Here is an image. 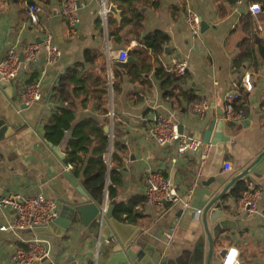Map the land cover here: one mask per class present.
<instances>
[{
	"label": "crops",
	"instance_id": "crops-1",
	"mask_svg": "<svg viewBox=\"0 0 264 264\" xmlns=\"http://www.w3.org/2000/svg\"><path fill=\"white\" fill-rule=\"evenodd\" d=\"M27 1L30 0H0V61L19 40L20 53L40 40L35 28L25 25ZM77 1L81 23L77 36L70 39L68 25L60 12L61 0H34L41 8L42 21L52 31L61 55L49 63L47 52L40 51L33 63L25 64L20 79L9 84L12 95L0 86V120H5L11 131L0 141L3 157L0 198L11 192L23 197L43 193L58 200L60 212L65 203L78 204L86 200L65 175L67 171L72 176L74 173L72 166L61 157L62 154L66 157L71 132H67L56 151L55 145H49L36 130L42 118L47 119L45 125L54 110L60 107L52 98L54 88L62 76L75 68L87 82V97L74 98L76 123L88 118L104 121L106 116L102 109L106 101L98 99L97 95L101 89H108L110 122L104 130L127 146L122 168L123 186L115 200L105 194L103 207L140 197L145 199L136 208L141 215L137 221L114 219L122 238L126 240L136 234V251L144 250L146 254L168 259L172 264H222L223 251L229 253L231 248L239 250L240 264H264V159L253 166L264 151V56L260 52L264 45V30L258 31L259 24L264 27V4L253 0H241L240 4L233 0H135L143 20L142 27L138 28L134 19L117 38L112 33L124 17L119 5L112 0L107 3L109 8L112 5L118 8V17L111 11L105 15L99 0ZM252 3L262 7V13L257 17L249 10ZM187 9L198 13L207 24L199 35H193L186 22ZM112 18L114 23L110 25ZM155 31L169 36V42L160 54H154L141 42ZM251 32L255 39L248 46L244 41L251 38ZM122 49L134 57L139 67L151 66L140 80L133 77L130 67H121L118 53ZM138 49L143 51L141 56L136 55ZM88 50L91 51L89 57L86 55ZM182 61L188 64L183 89L191 90L198 97L194 102L209 104L202 117L192 112L193 102L167 98L157 76L160 63L167 69ZM43 70L42 100L26 105L20 99V91L33 79L40 78ZM246 73L251 74L252 90L243 87L242 79ZM112 75L113 78L117 75L120 81V91L116 93L111 86ZM235 90L239 96L233 106L237 103L240 108L236 111H244L245 115L231 118L227 115L226 97ZM215 120L214 134L221 133L224 140L212 144L210 156L204 163L199 152L190 151L178 156L175 144L161 145L153 134L156 126L165 129L169 122H175L184 124L185 134L193 136V131H205ZM115 121L117 124L114 125ZM109 158L111 166V155ZM225 163L231 164L230 170H225ZM248 168L245 177L261 190L259 212L248 215L238 209L239 199L231 194L234 184L219 200L226 206L224 212L234 227L226 229L222 236L216 235L209 221L213 207L207 213L206 210L225 187ZM153 174L164 176L184 198L192 190L193 212L201 209L202 213L198 216L192 212L182 221L181 203L148 205L146 190ZM75 179L87 193L83 180ZM15 220L11 209L0 206V227ZM204 220L209 222L213 233L211 259V243ZM169 233L173 235L171 239H168ZM114 237L119 240L112 225L101 226L93 221L86 226L80 215L77 224L66 231L59 226L47 233L36 229L17 233L0 231V264H15L11 260L15 250L28 247V241L36 238L48 240L51 246L50 258L39 264H51V261L57 264L72 261L114 264L116 261L113 262L107 244V240ZM70 257L73 260L67 263Z\"/></svg>",
	"mask_w": 264,
	"mask_h": 264
},
{
	"label": "built area",
	"instance_id": "built-area-1",
	"mask_svg": "<svg viewBox=\"0 0 264 264\" xmlns=\"http://www.w3.org/2000/svg\"><path fill=\"white\" fill-rule=\"evenodd\" d=\"M103 6L104 14L110 11L107 5L108 0H99ZM235 3L240 4L241 0H233ZM27 19L26 26L35 28L40 35L39 40L29 44L27 48L21 52L24 54V60L20 59L19 46L21 40L9 48L8 54L0 61V80L9 84L16 82L22 76L25 64L33 63L37 54L40 51H46L48 54L49 63L55 62L61 55V51L54 41L52 31L45 25L41 18V8L34 2L27 1ZM250 12L255 16L262 13V7L259 3H252L249 6ZM61 16L66 20L69 30V38L74 39L77 36L78 26L81 23V18L78 14V1L77 0H61ZM185 19L193 35H199L202 31V17L191 9L185 11ZM263 25H258V31H263ZM128 51L122 49L118 53V59L122 63L128 62ZM188 64L185 61L178 62L174 66L167 67L168 71L174 73L178 77L186 75ZM41 77L37 78L31 83H28L20 91V99L26 104L31 105L35 102L42 100L43 88V75L45 70L41 73ZM113 78V75H112ZM243 87L246 90L253 89L251 74L246 73L242 79ZM239 96L238 91H231L226 97L227 101V115L231 118L244 116V111H236L233 102ZM209 109V104L206 101L193 102L191 110L198 116L202 117ZM114 115L113 110L110 113ZM162 122H165L162 120ZM162 128V127H161ZM158 143L161 145L175 144L177 147V155L183 156L190 151L200 153V159L204 163L210 156L212 144L206 143L203 140H198L193 136L178 131V124L169 122V126L165 129L156 128L153 131ZM3 163V157L0 152V164ZM225 170L231 169L230 163H225ZM193 191L188 192L187 198L178 191V189L170 183L161 174H153L149 177V183L146 190V202L148 205H165L172 203H181L183 207V218L186 219L191 214L200 215L202 210L193 212L190 198ZM261 197V190L254 185L253 182L248 184L247 189L242 192L238 201V209L248 215H254L259 212V201ZM0 206L11 209L16 216L15 222L0 227V231L11 230L13 232L34 230L37 227H46L54 222L60 216V205L57 199L51 198L43 193L23 197L22 195L11 192L5 197L0 198ZM193 212V213H192ZM168 239L172 238V233H169ZM116 240L112 238L107 240L110 245ZM50 242L45 239H32L28 241V247H19L11 256V260L15 264H39L50 258L51 253ZM99 252L97 253V257ZM51 264H57L51 261ZM70 264H82L79 261H72ZM134 264V263H128ZM222 264H240L239 250L231 248L229 253H226Z\"/></svg>",
	"mask_w": 264,
	"mask_h": 264
},
{
	"label": "trees",
	"instance_id": "trees-1",
	"mask_svg": "<svg viewBox=\"0 0 264 264\" xmlns=\"http://www.w3.org/2000/svg\"><path fill=\"white\" fill-rule=\"evenodd\" d=\"M112 1L123 9L124 16L123 21L115 28L116 30L112 35L120 38V31L128 24H132L134 19L136 20L135 25L138 28L142 27L143 20L136 8L135 0ZM253 1L264 4V0ZM30 2H34V0H30ZM113 23L114 19L112 18L110 25H113ZM250 34L251 38H246L244 41L248 46H251L250 41L255 39V34L253 32ZM141 42L151 49L154 54H160L165 44L169 42V36L164 32L155 31L141 39ZM260 52L264 56V45L260 47ZM142 54L143 51L141 49L136 50V55L141 56ZM86 55L89 57L91 51H86ZM137 63V61L126 62L120 65L124 68L130 67L133 77L140 80L144 72L149 71L151 66L144 65L139 67ZM157 76L162 81V87L165 90L167 98H177L178 100L184 98L188 102L198 100V97L193 95L191 90L185 91L183 89L185 79L188 77L187 72L184 77H178L160 63L157 68ZM34 80L30 81V83ZM98 80L103 81L102 79ZM86 83L81 72L75 68L69 70L60 78L52 96L54 102L60 104V107L54 110V113H52L48 122L44 125V134L48 142L58 146L66 138L67 132H71V138L66 149L65 162L72 166L74 176L84 181V185L91 191L93 199L99 205H103L106 193H108L111 200H115L118 197L120 188L123 186L122 168L127 146L114 135H110L104 130V126L110 122L108 115L110 111V94L108 89H101L97 95L98 99L106 101L105 107L102 109L106 116L104 121L99 122L93 118H88L76 123V104L74 103V98L80 95L87 97ZM111 86L114 93L120 91V81L117 75L112 79ZM64 104L67 105L64 106ZM234 108L235 110H239L240 106L235 103ZM115 124H117L116 121ZM110 155L111 166L109 164ZM249 183V177L237 181L231 190V194L239 199L242 192L247 189ZM144 200V198L140 197L129 202H116L113 218L121 222L137 221L141 215L138 214V209L136 208L142 205Z\"/></svg>",
	"mask_w": 264,
	"mask_h": 264
},
{
	"label": "water",
	"instance_id": "water-1",
	"mask_svg": "<svg viewBox=\"0 0 264 264\" xmlns=\"http://www.w3.org/2000/svg\"><path fill=\"white\" fill-rule=\"evenodd\" d=\"M110 11L115 13L118 17L120 16V11L116 6H111ZM207 24L202 21V31L206 29ZM40 42V40H39ZM20 59L24 60V54H20ZM128 62H135V59L133 56L128 57ZM0 86L5 89L10 95L11 88L9 86V83L0 80ZM46 118H42L39 122V125L37 127V132L39 135L45 139L44 134V123L46 122ZM216 125V120L212 121L209 126H207L205 131L196 132L193 131V137L198 140H203L206 143L215 144L219 142L220 140H224L221 133H215L214 129ZM106 131L109 132V127H106ZM178 131L180 133H185L186 128L184 124L178 125ZM190 132V130H188ZM11 134V131L9 130V127L6 125L5 120H0V141H2L4 138L8 137ZM199 134V135H197ZM49 145L53 147V144L48 142ZM56 151L59 150L58 146L54 147ZM62 159L65 158V155H61ZM262 159H264V151L259 156V158L254 162L253 166L258 164ZM251 168V167H250ZM250 168L243 171L240 175L235 177L224 189L223 193L216 197L208 206L206 213L213 207V209L210 210V224L213 227V232L216 235L222 236L226 229L229 227H234V223L228 219V215L224 212L226 209V206L219 203V200L221 197H223L227 191L239 180L243 179L249 172ZM65 175L68 177L71 184L78 189L82 195L86 197V200L82 203L78 204H71V203H65L60 212V216L51 224H49L46 227H37L35 228L37 231H45L46 233L52 231L54 227L59 226L62 231H66L68 228L74 226L78 222V215L81 216V219L84 223V225L88 226L93 221L97 222L101 226H107L112 225L114 228L116 236H118L119 240L115 238V244L111 243L110 248L108 249L109 252H112V260L115 262L114 264H128V263H134V264H172L171 261L168 259H160L158 256L146 254L144 250H135V245L137 242L135 241L136 234H133L128 239H123L120 231L116 227L115 220L113 218V212L115 208V203L109 204L108 206L103 207V205H99L92 197L91 191L85 187L84 181H82V185L86 189L87 193L84 191L83 187L80 185V183L75 179L72 174L67 171ZM206 231L211 243V250L209 259L212 257L213 253V233L210 230L209 222L207 220H204ZM233 225V226H232ZM227 253V250L223 251V256H225ZM73 260V257H70V259L67 261V263L71 262ZM105 264V263H101ZM109 264V263H108ZM210 264V263H208Z\"/></svg>",
	"mask_w": 264,
	"mask_h": 264
}]
</instances>
